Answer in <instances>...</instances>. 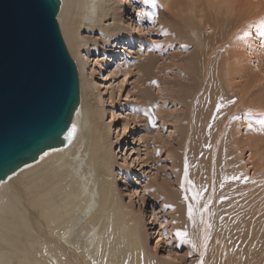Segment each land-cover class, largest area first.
Here are the masks:
<instances>
[{
    "label": "bare ground",
    "instance_id": "1",
    "mask_svg": "<svg viewBox=\"0 0 264 264\" xmlns=\"http://www.w3.org/2000/svg\"><path fill=\"white\" fill-rule=\"evenodd\" d=\"M124 4H128L126 10ZM193 4L198 16H194L195 20L189 13ZM193 4L187 0H62L59 24L83 74V99L72 120L75 135L66 147L48 151L0 183V264H168L147 254L136 212L123 204L113 170L111 127L104 122V107L95 96L94 82L86 74L88 59L84 60L82 52L86 51L88 57L102 52L112 54L125 47L126 40L133 42L125 14L127 21L135 20L139 27L143 21L157 24L159 28L154 32L165 39L163 47L180 44L182 49L180 62L174 63L188 77L185 86L186 81H180V103H186L192 97L191 90H202L206 83L203 105L208 104L205 107L209 109H205L209 113L214 107L216 88L227 93L217 79L221 76L213 61L211 75L207 71L212 63L210 55L219 53L221 35L232 30L230 21L224 18L225 6L236 3L198 0ZM135 8H139L137 16L141 21L133 16ZM209 29L213 30L210 34ZM84 32L101 34L103 45ZM189 32L194 34L193 40L188 38ZM251 38L252 29L248 34ZM190 44L196 45L195 50L183 59ZM161 54L159 50L157 56L136 61V68L148 75ZM115 55L98 62L103 63L100 68L117 63ZM258 72H262L260 68ZM255 97L257 102L264 98ZM151 100L150 94L142 93L144 111L151 110ZM189 104L186 103L190 107H185L187 110L192 109V99ZM193 123L198 122L192 120ZM227 124L194 128V133L188 128L180 138L176 136L177 149L168 156L172 175L180 178L179 188L167 189L164 195L178 214L174 232H187L186 238L191 241L187 244L200 257L197 264H264V185L256 188L244 177L238 160L243 143L238 130ZM124 128L128 131V125ZM194 192L200 193L198 199H193ZM152 195L161 198L160 194ZM189 205L193 207L191 218ZM176 238L180 243L181 239Z\"/></svg>",
    "mask_w": 264,
    "mask_h": 264
},
{
    "label": "rangeland",
    "instance_id": "2",
    "mask_svg": "<svg viewBox=\"0 0 264 264\" xmlns=\"http://www.w3.org/2000/svg\"><path fill=\"white\" fill-rule=\"evenodd\" d=\"M126 1L128 3L129 0ZM187 1L191 4L198 2V0ZM235 3V6H225L227 12L224 18L230 21L232 30L227 35H221L223 38H220L222 39L219 45L220 51L218 54L210 55L214 65L213 62L209 63L207 70L211 75L210 65H216V72H220L221 76L217 79L221 82V87L224 84L223 90H226L227 96L224 94L225 91L220 93V89L216 88L213 100L215 105L213 104L212 112L209 111V113L207 110L209 108L205 107L208 104L205 102L203 105L206 83L202 90L201 88L194 90L196 94L192 90V93L188 92L192 96L188 97L193 100L192 109L194 106L198 109V106L202 105L201 108L197 111L195 108V110L191 109L192 111L187 110L185 107L190 106L188 98L187 106L186 103H180V81H186L185 86L188 77L181 74L180 69L174 63L180 62L182 49H180V44L163 47L165 39L154 32L159 28L157 24L143 21L139 27L140 24H137L135 20L134 22L127 21L128 14H125V25L133 34V42L130 41L131 39L126 40L125 47L115 49L112 54L104 55L102 52L98 55L91 54L88 57L86 51L82 52L84 60L88 59L86 74L94 82L95 96L104 107V122L111 127L110 139L114 152L113 170L117 189L125 207L136 212L137 221L140 224L137 226L142 233L147 254L162 263L197 264L200 259L199 255L193 253L189 244L178 243L174 232L175 218L178 214L164 195L167 189H169L167 191H173L179 188L177 184L180 178L177 179L172 175V163L168 154L173 155V151L177 149V141L184 134L183 130L188 131L189 128L191 131L192 128L191 133H194L198 127L214 128L219 125L221 127L225 123H228V126H234L233 128L238 130L240 141L243 143L242 156L240 155L238 160L244 171V177L250 179L249 181L257 186L256 188L260 189L259 186L264 185V98L261 102L255 101V96L264 97V0L260 2L258 0H235ZM187 4L190 7V4ZM127 6L128 4H124L123 9L126 10ZM215 8L217 9V5ZM135 9L133 16L137 22L141 21V18L137 16L139 8ZM195 9L194 4L189 9L194 20L198 18ZM189 13L186 15H190ZM178 29L180 30V27ZM251 29L253 38L248 39ZM212 31L207 30L208 34ZM61 32L63 34V31ZM84 35L90 36V39L94 41L98 40L97 42L101 45L105 41L98 32H91V34L84 32ZM63 37L67 44L64 34ZM188 38L193 40L194 34L189 32ZM116 41L111 40V42ZM67 47L79 72L81 103L83 74L77 57L72 54L68 44ZM194 47L196 45L190 44L189 49L183 52L181 57L183 59L190 57L195 50ZM158 49L162 50V54L153 63L151 73L145 75L142 71L139 72L136 68V61L142 62L149 56H157ZM115 53L117 63L113 62L107 67L100 68L103 63L98 64V62L107 57L113 58ZM259 68L262 72H258ZM218 81L216 80L217 86ZM142 93L151 95L150 111L142 109ZM220 94H222L221 99H219ZM187 95L185 94V97ZM226 101L231 104L229 107ZM185 113L188 117H185L187 116ZM192 115L195 119H191ZM184 119H186L185 123ZM192 120L198 123L192 124ZM125 125H128V131L125 130ZM174 143L177 146H174ZM255 181L256 183H253ZM152 194H160L161 198L156 199Z\"/></svg>",
    "mask_w": 264,
    "mask_h": 264
},
{
    "label": "water",
    "instance_id": "3",
    "mask_svg": "<svg viewBox=\"0 0 264 264\" xmlns=\"http://www.w3.org/2000/svg\"><path fill=\"white\" fill-rule=\"evenodd\" d=\"M61 0H0V183L74 138L79 72Z\"/></svg>",
    "mask_w": 264,
    "mask_h": 264
},
{
    "label": "snow or ice",
    "instance_id": "4",
    "mask_svg": "<svg viewBox=\"0 0 264 264\" xmlns=\"http://www.w3.org/2000/svg\"><path fill=\"white\" fill-rule=\"evenodd\" d=\"M145 3H148L149 0H144ZM75 132V126H73V129L71 132H69V136L73 135ZM185 177H187V172H185ZM189 183H191V181H189ZM199 195L200 193L198 192H194L193 193V199H198L199 198ZM205 209L207 208V205L204 206ZM188 215L189 217L191 218L192 215H193V207L191 205H189V208H188ZM176 235L181 239V242L182 243H191V241H189L186 237H187V232L185 231H180V230H177V233ZM193 247H195V245H193Z\"/></svg>",
    "mask_w": 264,
    "mask_h": 264
}]
</instances>
